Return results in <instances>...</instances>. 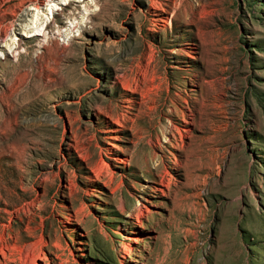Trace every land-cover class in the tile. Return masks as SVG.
I'll return each mask as SVG.
<instances>
[{"label": "rangeland", "instance_id": "obj_1", "mask_svg": "<svg viewBox=\"0 0 264 264\" xmlns=\"http://www.w3.org/2000/svg\"><path fill=\"white\" fill-rule=\"evenodd\" d=\"M0 264H264V0H0Z\"/></svg>", "mask_w": 264, "mask_h": 264}, {"label": "bare ground", "instance_id": "obj_2", "mask_svg": "<svg viewBox=\"0 0 264 264\" xmlns=\"http://www.w3.org/2000/svg\"><path fill=\"white\" fill-rule=\"evenodd\" d=\"M165 128H166L167 131H171V130H172V129H171V126H170V123L167 124ZM161 140H163L164 142L168 143V142L170 141V138H168L166 134H162V136H161ZM139 211L142 212L141 209H139ZM28 261H29V260H28ZM29 263H30V262H29Z\"/></svg>", "mask_w": 264, "mask_h": 264}]
</instances>
